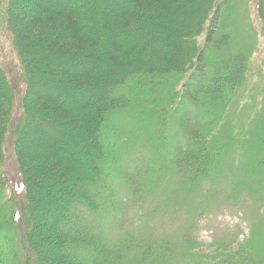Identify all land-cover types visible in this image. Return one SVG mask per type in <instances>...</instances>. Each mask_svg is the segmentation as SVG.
Instances as JSON below:
<instances>
[{"label": "trees", "instance_id": "obj_1", "mask_svg": "<svg viewBox=\"0 0 264 264\" xmlns=\"http://www.w3.org/2000/svg\"><path fill=\"white\" fill-rule=\"evenodd\" d=\"M13 4L8 16L27 74L21 102L24 116L16 120L13 141L21 181L17 191L23 194L25 204L17 206L9 216L14 227L21 228L31 253L36 252L35 263L181 262L180 258L187 257L189 250L199 244L192 238V224L198 218L196 206L205 211L215 200V190H225L223 200L232 201L239 191L251 186L240 177H263L256 164L262 167L264 163L261 157L264 139L255 146L250 142L253 127L259 124L257 111L253 121L249 117L245 120L249 123L246 144L253 145L254 156L241 147L230 146L237 143L234 138L240 134V129L234 130V122L244 120L246 112L249 113L242 110L231 113L230 106L237 99L229 92L242 81L247 68L249 54L242 46L243 37H238L240 42L237 40L234 20V15H247L246 3L244 0H13ZM257 14L264 29V0L257 1ZM30 43L39 48V54L44 56L42 62L25 54L23 47ZM52 59L55 63L46 65V60ZM192 70L193 73L189 72ZM187 74L192 79L186 81L181 92L173 82L179 85V79ZM132 81L133 87L143 84L151 91L167 88L162 96L153 97L157 96L155 99L164 112L171 108L169 133L146 141L153 152H161L155 170L162 169L171 175L168 183L166 179L156 181L155 175L142 184L147 171L126 165L123 151L120 154L118 149L121 126L107 120L131 107L126 91L132 88L128 86ZM14 86L0 66V158L13 122ZM190 112H195V116ZM103 133L111 142L106 147L99 144ZM226 136L230 142L227 146L223 144ZM170 146L172 153L167 152ZM205 146L214 153H206ZM165 155H169V161H164ZM245 156L254 165L245 163ZM232 161L234 166L229 167L234 173L226 167ZM237 170L240 176L236 175ZM209 179L212 184L224 181L225 186H219V181L210 187L213 192L196 193V189L203 187L199 182ZM104 181L108 184L104 185ZM165 184L172 192L165 195L162 190L160 195L180 215L195 210L193 216L184 220V228L174 232L166 227L159 237L165 239L166 245L176 238L178 248L184 251L180 258L172 251L166 252L161 244L154 245L145 239L146 232L138 234L148 250L139 253L134 245L139 239H134V232L126 233L123 225L125 201L129 204V198L140 200L143 196L146 201L159 185ZM121 189L125 190V198L119 192ZM192 193L198 196V204L193 201L194 206L191 203L188 206L185 196ZM142 206L134 209L143 214L147 210L140 209ZM156 206L160 209L162 203ZM151 212L156 213L155 208ZM97 214L99 220L118 218L112 229L119 232V237L107 239L98 234ZM35 236L44 245L42 251L37 248L40 243L37 244ZM0 240H4L2 233ZM140 247L141 251L146 248L142 244ZM239 258L232 264H243L240 261L245 256ZM250 260L256 264L253 258Z\"/></svg>", "mask_w": 264, "mask_h": 264}, {"label": "rangeland", "instance_id": "obj_2", "mask_svg": "<svg viewBox=\"0 0 264 264\" xmlns=\"http://www.w3.org/2000/svg\"><path fill=\"white\" fill-rule=\"evenodd\" d=\"M257 1L244 0L247 5V15H234L237 40L239 41L238 37H243L242 46L246 49L249 56L246 60L247 68L242 81L237 84V87H233L229 91L232 97L235 95V99H237L230 108H232L231 113L238 112L239 110H242V112L249 111V113L246 112L244 120L239 119L234 122V130L240 129L238 130L240 134H237L234 138V141L237 143L230 144L227 141V136L223 142L225 146L230 144L234 148L241 147L250 156H254V152L252 151L253 145L255 146L256 142L260 139H264V29L262 21L257 14ZM13 5V0L12 2L11 0H0V66L5 70L16 88L15 109L12 113L13 122L7 130L8 133L5 136L3 144L4 153H2L0 158V162L2 160V166L0 167V233L4 234V240L2 242L0 240V264H36V252L34 251L35 254L31 253L23 237L21 228H15L12 217L9 216L17 206L25 204L23 194L17 191L21 181L18 177V164L16 154L13 151V141L16 120H21L24 116L21 104L24 97V79L27 77V74H25V65L22 63L17 49L18 42L15 37V28L8 16ZM26 47L23 48L25 54L30 59H34L38 63L42 62L44 56L39 54L40 50L35 43H30ZM28 52H30V55H28ZM53 63H55L54 59L46 60V65ZM26 65L33 72V67L28 63ZM189 72L193 73V70ZM191 79L192 76L187 74L182 79H179V85L174 81V87L177 86V89H180L182 92L186 81ZM134 84L135 81H132L128 85L132 88L126 91L131 102V107L122 111L121 115H113L112 117H108L107 120L109 123L121 126L122 134L118 140V149H120V154L123 151L122 155L126 165L138 168L143 167L147 171V180L146 176H144L142 184L147 183L150 177H154L155 175H157L156 181L166 179V183H168L167 180L171 175H168L162 169L159 171L155 170L156 164L161 161L157 157L161 155V152H153L150 143L146 141L149 138L155 140L159 135L167 136L169 133L171 108H168L164 112L159 100L155 99L159 95L162 96L167 88H163V91H161V88L151 91L148 86V89H146L142 87L143 84L133 87ZM155 94L157 96L154 98ZM255 111L260 114L259 124L254 125V131L252 130L250 142L253 145L250 143L246 144L247 136L245 135L249 130V126H246V124L249 123L245 120H248L249 117L253 121ZM190 114L195 116L194 114L196 113L190 112ZM102 136H99V144L106 147L111 143L108 139L109 136H106L104 133ZM208 148V146H205L206 153L213 154L214 150L211 148L208 150ZM171 149L170 146L167 152L169 153ZM261 157L264 159V156L261 155ZM209 159L211 160V157ZM164 161H169V155H165ZM245 161L249 165L254 162L252 159H249V156H245ZM231 164L234 166V162L232 161L228 162L226 167H228L229 172L234 173L235 171H232L231 167H229ZM240 164L243 168L244 164ZM263 165L264 163L261 164L262 167ZM256 166L259 170L263 171V177L255 179L249 176L240 177L244 182H249L248 186L250 184L251 186H249V189L246 187L247 189L239 191L241 193H238L232 201L223 200L225 190L220 192L219 190L214 191L210 188L212 185L216 186L220 180L214 184H212L210 179L207 182H199V186L203 184V187L196 189V193L202 194L214 191L216 197L206 207L205 211L200 206H196L198 218L195 220L196 223L192 224L194 226L192 238L193 240H197L199 244L194 249L189 250L187 257L180 258V255L184 251L178 248L179 244L176 238H171L170 245H166L165 239L162 240L163 237L159 238L164 234L163 231L166 227L168 230L174 232L180 230V228H184V220L193 216V212L195 211L193 210L192 214L188 213L186 215L184 213L180 215L175 206L166 202L160 195L162 190L165 195H169L172 192L166 184L159 185L157 187L158 190L154 191L153 195L148 197L146 201L145 196H143L140 200L129 198V204L126 201L123 203L122 207L125 209L122 214L125 216L123 225L125 230H128L126 233L134 232V239H139L134 245L139 249V253H142L148 250V246L140 242V239H143V237H140L138 233L146 232L145 239L152 243L154 242V245L161 244L166 248V252L172 251L176 258H180L181 262L177 264H232L234 261H239V257L243 256L245 258L240 261H243V264H251L250 258H253L256 264H264V169L262 170L259 164H256ZM154 171L157 173H153ZM236 173L238 176L241 175V172L238 170ZM106 184H108V181H104V185ZM218 185L225 186V182L220 181ZM120 191L124 195L125 190L121 189ZM123 197L125 198L126 195ZM185 200L187 201V205L191 206L190 203L193 205V201H196L198 204L199 198L195 193H192L185 196ZM159 203H162L160 209L156 206ZM137 205H144L140 209L144 208L147 211L142 214L140 210L134 209ZM153 208H155L156 213L151 212ZM97 220L100 222L96 227L98 234L105 236L107 239L119 237V232L112 229V225L118 221L117 217L99 220L98 215ZM36 238H38L35 239L37 244L40 243L37 248L39 251H42L44 245H42L39 237ZM140 243L146 247L145 250L141 251ZM172 243L174 244L171 246ZM158 247L160 248V245ZM238 253L242 255L238 257Z\"/></svg>", "mask_w": 264, "mask_h": 264}]
</instances>
